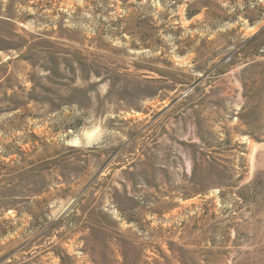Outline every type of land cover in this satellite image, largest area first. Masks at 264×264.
I'll return each mask as SVG.
<instances>
[{"label": "rangeland", "instance_id": "obj_1", "mask_svg": "<svg viewBox=\"0 0 264 264\" xmlns=\"http://www.w3.org/2000/svg\"><path fill=\"white\" fill-rule=\"evenodd\" d=\"M0 264H264V0H0Z\"/></svg>", "mask_w": 264, "mask_h": 264}, {"label": "bare ground", "instance_id": "obj_2", "mask_svg": "<svg viewBox=\"0 0 264 264\" xmlns=\"http://www.w3.org/2000/svg\"><path fill=\"white\" fill-rule=\"evenodd\" d=\"M92 135H93V134H92ZM88 138H89V140L91 141L92 137H91L90 135H88Z\"/></svg>", "mask_w": 264, "mask_h": 264}]
</instances>
